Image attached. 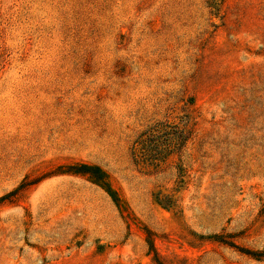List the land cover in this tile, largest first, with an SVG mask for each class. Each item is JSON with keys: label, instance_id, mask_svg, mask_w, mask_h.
Segmentation results:
<instances>
[{"label": "rangeland", "instance_id": "1", "mask_svg": "<svg viewBox=\"0 0 264 264\" xmlns=\"http://www.w3.org/2000/svg\"><path fill=\"white\" fill-rule=\"evenodd\" d=\"M3 196L0 264H264V0H0Z\"/></svg>", "mask_w": 264, "mask_h": 264}, {"label": "trees", "instance_id": "2", "mask_svg": "<svg viewBox=\"0 0 264 264\" xmlns=\"http://www.w3.org/2000/svg\"><path fill=\"white\" fill-rule=\"evenodd\" d=\"M51 174H72V175H82L87 177L90 181L95 184L100 185L102 188L108 192L113 202L119 208L121 212L127 211V206L125 201L119 196L118 192L112 188L109 175L104 171L99 165L88 163V162H76L67 165H60ZM6 199V196L0 198V203ZM150 248L153 250V243L148 239Z\"/></svg>", "mask_w": 264, "mask_h": 264}]
</instances>
